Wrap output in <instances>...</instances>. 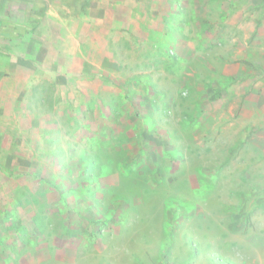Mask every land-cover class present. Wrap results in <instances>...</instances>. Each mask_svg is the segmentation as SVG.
Instances as JSON below:
<instances>
[{"label": "rangeland", "instance_id": "rangeland-1", "mask_svg": "<svg viewBox=\"0 0 264 264\" xmlns=\"http://www.w3.org/2000/svg\"><path fill=\"white\" fill-rule=\"evenodd\" d=\"M110 1L2 71L0 264H264V0Z\"/></svg>", "mask_w": 264, "mask_h": 264}, {"label": "crops", "instance_id": "crops-1", "mask_svg": "<svg viewBox=\"0 0 264 264\" xmlns=\"http://www.w3.org/2000/svg\"><path fill=\"white\" fill-rule=\"evenodd\" d=\"M103 1L115 10L120 5L116 1ZM88 3L82 7L84 11ZM43 6L47 8H40L34 21V14H29V10ZM55 41V0H0V78L2 71L23 72L27 76L46 72L53 78Z\"/></svg>", "mask_w": 264, "mask_h": 264}, {"label": "trees", "instance_id": "trees-1", "mask_svg": "<svg viewBox=\"0 0 264 264\" xmlns=\"http://www.w3.org/2000/svg\"><path fill=\"white\" fill-rule=\"evenodd\" d=\"M90 0H86V3H88ZM83 9H84V6H83Z\"/></svg>", "mask_w": 264, "mask_h": 264}]
</instances>
